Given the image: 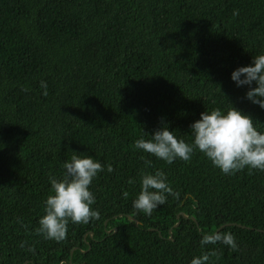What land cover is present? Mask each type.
Returning <instances> with one entry per match:
<instances>
[{
    "label": "trees",
    "instance_id": "16d2710c",
    "mask_svg": "<svg viewBox=\"0 0 264 264\" xmlns=\"http://www.w3.org/2000/svg\"><path fill=\"white\" fill-rule=\"evenodd\" d=\"M261 53L264 0H0V264H264V171L134 148L163 124L190 142L201 112L231 104L264 130V110L230 79ZM73 151L113 171L90 185L99 218L69 222L57 242L36 229ZM157 169L173 194L146 215L131 202ZM230 222L218 232L235 247L200 245Z\"/></svg>",
    "mask_w": 264,
    "mask_h": 264
},
{
    "label": "clouds",
    "instance_id": "9594fccd",
    "mask_svg": "<svg viewBox=\"0 0 264 264\" xmlns=\"http://www.w3.org/2000/svg\"><path fill=\"white\" fill-rule=\"evenodd\" d=\"M235 14V11H234ZM230 79L237 87H247L245 98L264 110V53L252 56L251 62L235 68ZM46 89V83L41 82ZM175 131L163 124L153 133L145 131L134 141V148L171 164L174 160L189 161L194 151L201 152L211 164L224 174H234L244 168L264 171V130L252 116L240 109L214 108L200 113V118L189 126L190 142L177 138ZM147 137V138H145ZM73 155L62 162L61 178L49 176L50 193L43 201L44 214L38 220V234L45 239L62 241L69 222L88 223L98 219L99 212L92 205L95 197L90 190L99 172L113 171L111 164H102L91 155ZM146 163H148L146 161ZM130 184L133 179H129ZM140 190L132 200V208L151 215L173 194L162 170L140 173ZM127 197L128 193H124ZM220 242L235 247L231 233L202 234L200 245ZM23 246V244H21ZM208 255L193 256L189 264H206Z\"/></svg>",
    "mask_w": 264,
    "mask_h": 264
},
{
    "label": "water",
    "instance_id": "95a60500",
    "mask_svg": "<svg viewBox=\"0 0 264 264\" xmlns=\"http://www.w3.org/2000/svg\"><path fill=\"white\" fill-rule=\"evenodd\" d=\"M180 215L184 216L185 218L189 217L188 214H186L185 212H180L177 217L179 219ZM119 216H122V214H120ZM127 217L131 220V221H134L136 223V225H139V221L134 218L132 215H127ZM192 219L196 220L194 216H191ZM180 223V221L178 220L175 224H174V227L178 226ZM232 224H236V223H233V222H230V223H225V224H222L219 228H217L216 232L220 231L221 228L227 226V225H232ZM238 226H242L241 224H238ZM116 230V228H115ZM261 230V229H260ZM264 231V230H263ZM90 235H92V232H89ZM85 237H86V234H85ZM170 238H172V228L170 229ZM73 251V250H72ZM71 251V252H72ZM24 264H27V262H25Z\"/></svg>",
    "mask_w": 264,
    "mask_h": 264
}]
</instances>
